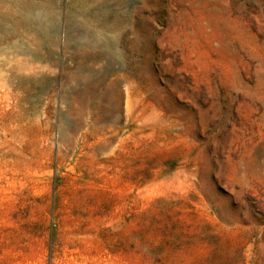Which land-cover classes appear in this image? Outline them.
<instances>
[{
    "label": "rangeland",
    "instance_id": "obj_1",
    "mask_svg": "<svg viewBox=\"0 0 264 264\" xmlns=\"http://www.w3.org/2000/svg\"><path fill=\"white\" fill-rule=\"evenodd\" d=\"M0 264H264V0H0Z\"/></svg>",
    "mask_w": 264,
    "mask_h": 264
},
{
    "label": "bare ground",
    "instance_id": "obj_2",
    "mask_svg": "<svg viewBox=\"0 0 264 264\" xmlns=\"http://www.w3.org/2000/svg\"><path fill=\"white\" fill-rule=\"evenodd\" d=\"M26 9V8H25ZM9 12V11H8ZM8 12H6V13H8ZM13 12V11H12ZM15 12V11H14ZM4 13V12H3ZM16 13V12H15ZM9 14H11L10 12H9ZM9 14H7V15H9ZM13 14V13H12ZM2 15V14H1ZM4 15V14H3ZM16 15H18V14H16ZM10 16V15H9ZM13 16V15H12ZM15 16V15H14ZM16 17V16H15ZM12 18V17H11ZM15 19V18H14ZM13 20V19H12ZM28 30V29H27ZM29 34V33H28ZM32 34V33H31ZM30 35V34H29ZM35 35V34H34ZM35 37V36H34ZM36 38V37H35ZM35 38H33V39H35ZM29 39V38H28ZM41 40V39H40ZM31 42V40L29 41V43ZM34 42V41H33ZM32 42V43H33ZM36 42V41H35ZM37 45V44H36ZM41 45V44H40ZM36 48H38V47H36ZM19 53V52H18ZM22 53V52H21ZM38 59V58H37ZM26 78H28V77H26ZM19 81V80H18ZM27 81V80H26ZM36 81V80H35ZM23 82V79L21 78L20 79V84L22 85L24 82H25V80H24V82ZM37 83V82H36ZM25 84V83H24ZM28 84H26V86H27ZM19 86V85H18ZM23 86V85H22ZM25 86V87H26ZM17 87V86H16ZM19 89V88H18ZM20 89H21V86H20ZM22 89H23V87H22ZM6 98V97H5Z\"/></svg>",
    "mask_w": 264,
    "mask_h": 264
}]
</instances>
